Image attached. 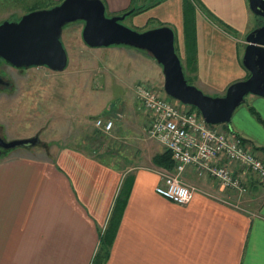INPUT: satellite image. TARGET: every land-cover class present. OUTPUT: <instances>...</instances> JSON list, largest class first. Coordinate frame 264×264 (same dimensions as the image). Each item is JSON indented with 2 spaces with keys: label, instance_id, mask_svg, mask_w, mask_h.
<instances>
[{
  "label": "crops",
  "instance_id": "0c3cea01",
  "mask_svg": "<svg viewBox=\"0 0 264 264\" xmlns=\"http://www.w3.org/2000/svg\"><path fill=\"white\" fill-rule=\"evenodd\" d=\"M103 1L113 14L138 8L132 27L151 21L150 28L170 26L185 77L204 93L223 95L229 84L249 76L241 62L245 36L261 18L248 0H191L196 11L187 7L189 0ZM92 48L103 57L154 59L128 46ZM161 72L159 67L153 88L162 96ZM140 82L147 81L139 76L133 84ZM251 95L248 107L264 122V97ZM134 99L125 95L119 102L114 113L120 117L109 132L93 124L76 140L43 144L51 159L39 158L36 148L0 157V264H264V183L219 156L215 163L228 162L245 193L189 165L181 179L196 188L192 200L180 205L159 195L160 173L173 161L146 137L151 115ZM216 126L264 161V125L257 118L242 128Z\"/></svg>",
  "mask_w": 264,
  "mask_h": 264
},
{
  "label": "rangeland",
  "instance_id": "374dc122",
  "mask_svg": "<svg viewBox=\"0 0 264 264\" xmlns=\"http://www.w3.org/2000/svg\"><path fill=\"white\" fill-rule=\"evenodd\" d=\"M189 1L192 5L188 2L190 5L187 7L196 11L193 2ZM51 6V2L47 0H0V23L18 20L27 12ZM196 6L200 8L197 1ZM105 12L107 16L115 15L107 10ZM131 16L132 14L126 16L122 23L134 30L145 31L153 24L151 21L147 27H132ZM82 26L81 21L63 26L61 41L68 62L61 72L43 66L21 70L0 60V76L11 83L9 88L0 85V136L10 140L37 134L40 142L31 148L38 149L35 153L41 159L48 160L52 157V150L43 144H52L57 140L59 144L66 143L70 136L76 140L77 133L85 130L83 133L87 134L92 131L94 120L98 117L111 116L108 119L114 125L115 117H120L118 112L114 113L116 106L124 100L125 95L129 97L133 94L136 85L133 82L137 77L142 76L150 85L157 86L155 78L157 69L161 66L153 58V62H141L132 58L129 60L118 53L107 57L95 54L89 50L93 48L82 40ZM175 47L177 49L176 42ZM160 79V92L167 98L162 89V72ZM188 82L193 84L189 79ZM251 99V94L246 95V101L236 108L230 121L232 126L242 128L244 123H249L252 118L256 119L252 108L248 107ZM170 100L179 107L189 106L173 98ZM21 148L6 150L0 157L16 153Z\"/></svg>",
  "mask_w": 264,
  "mask_h": 264
},
{
  "label": "water",
  "instance_id": "95a60500",
  "mask_svg": "<svg viewBox=\"0 0 264 264\" xmlns=\"http://www.w3.org/2000/svg\"><path fill=\"white\" fill-rule=\"evenodd\" d=\"M248 4L261 18L260 25L245 36L241 62L249 76L229 84L221 96L205 94L187 81L170 26L134 30L122 20L135 8L107 16L103 0H61L49 8L27 12L18 20L1 22L0 59L17 68L43 66L61 72L68 62L61 41L63 26L81 21V37L86 45H121L146 51L161 66L162 89L168 97L195 107L208 124L229 123L235 109L246 101V95L264 97V0H248ZM0 85L8 87L10 83L0 76ZM39 142L37 134L10 140L0 136V155L17 147L31 148Z\"/></svg>",
  "mask_w": 264,
  "mask_h": 264
},
{
  "label": "built area",
  "instance_id": "2783aa9c",
  "mask_svg": "<svg viewBox=\"0 0 264 264\" xmlns=\"http://www.w3.org/2000/svg\"><path fill=\"white\" fill-rule=\"evenodd\" d=\"M133 95L138 108L151 115L145 134L164 146L173 161L172 169L160 173V182L155 187L159 195L176 204H188L196 188L185 184L181 175L189 165L199 174L209 173L220 185L244 193L246 188L229 163H215L219 156L249 168L264 183V161L243 146L238 136L208 124L195 110L175 106L148 82L137 83ZM94 124L104 132L113 127V121L103 117L95 119Z\"/></svg>",
  "mask_w": 264,
  "mask_h": 264
},
{
  "label": "trees",
  "instance_id": "16d2710c",
  "mask_svg": "<svg viewBox=\"0 0 264 264\" xmlns=\"http://www.w3.org/2000/svg\"><path fill=\"white\" fill-rule=\"evenodd\" d=\"M104 2V1H103ZM55 5V4H54ZM53 6V5H52ZM138 10V8H135V10L131 13V14H133L134 12H136ZM121 14V13H120ZM184 70V69H183ZM187 79V78H186ZM188 81V80H187ZM169 99H170V97H168ZM191 108H193L194 110H196L197 111V113H199L198 112V110L195 108V107H193V106H190ZM252 110V109H251ZM252 112L255 114V116H256V118L260 121V122H262V124L264 125V122H263V120H261V118H260V116L254 111V110H252ZM263 148V147H262Z\"/></svg>",
  "mask_w": 264,
  "mask_h": 264
},
{
  "label": "flooded vegetation",
  "instance_id": "af4514ba",
  "mask_svg": "<svg viewBox=\"0 0 264 264\" xmlns=\"http://www.w3.org/2000/svg\"><path fill=\"white\" fill-rule=\"evenodd\" d=\"M0 60H2V59H0ZM3 61V60H2ZM7 63V62H6ZM7 64H9V63H7ZM17 68V67H16ZM30 68V67H29ZM17 69H21V70H24V69H27V68H17ZM6 81H8V80H6ZM9 83H10V81H9ZM10 85H11V83H10ZM10 85L7 87V88H9L10 87Z\"/></svg>",
  "mask_w": 264,
  "mask_h": 264
}]
</instances>
